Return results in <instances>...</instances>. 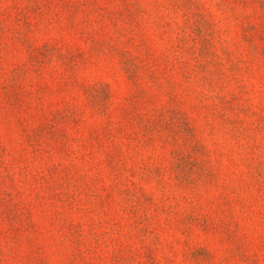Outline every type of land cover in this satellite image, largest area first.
<instances>
[{"label": "rangeland", "instance_id": "374dc122", "mask_svg": "<svg viewBox=\"0 0 264 264\" xmlns=\"http://www.w3.org/2000/svg\"><path fill=\"white\" fill-rule=\"evenodd\" d=\"M0 264H264V0H0Z\"/></svg>", "mask_w": 264, "mask_h": 264}]
</instances>
